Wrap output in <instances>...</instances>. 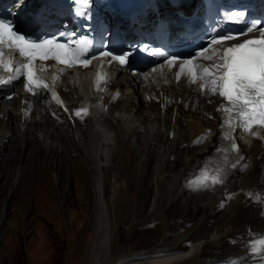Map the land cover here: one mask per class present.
Wrapping results in <instances>:
<instances>
[{
  "label": "bare ground",
  "instance_id": "6f19581e",
  "mask_svg": "<svg viewBox=\"0 0 264 264\" xmlns=\"http://www.w3.org/2000/svg\"><path fill=\"white\" fill-rule=\"evenodd\" d=\"M221 47L214 49L212 57L205 54L200 68L203 62L214 67ZM60 71L55 85L63 104L55 103L43 91L24 92L21 84L9 99L0 94V176L15 169L12 189L20 185L19 177L46 173V168L62 174L66 160L80 169L87 164V187L97 197L91 223L93 252L98 249L102 253L98 264L112 262L107 208L98 198L104 175L109 176L108 200L112 208H118L127 198L130 187L138 188L139 197L150 188L151 201L144 216L141 198L140 202H129L131 214L145 227L151 224L164 229L162 239L157 244L148 242L144 257L139 255L147 259L127 264H264L248 249L250 241L264 238V144L258 139L249 144L240 142L244 157L241 165L246 167L226 171L222 184L199 189L188 186L218 148L216 104L220 98L216 93L208 87L200 91L197 82H175L164 67L158 74L118 70L99 95L103 102L100 108L95 105L88 116L72 119L73 107L83 99L94 102L97 97L88 85V69L79 70L74 78L70 70L60 67ZM200 74L215 79V71L200 69ZM207 84L211 85L208 79ZM70 143L73 150L67 148ZM59 150L66 151L74 162ZM38 154L44 160H39ZM47 156H52L55 164ZM127 163L132 165L129 176L124 172ZM176 212L180 215L173 218ZM214 216L216 221L206 234L204 229ZM4 228L1 224L0 230ZM182 228L189 230L182 241L191 239L190 233L194 235L188 250L176 252L181 250L180 244L163 246ZM135 252L121 256L134 258Z\"/></svg>",
  "mask_w": 264,
  "mask_h": 264
},
{
  "label": "rangeland",
  "instance_id": "374dc122",
  "mask_svg": "<svg viewBox=\"0 0 264 264\" xmlns=\"http://www.w3.org/2000/svg\"><path fill=\"white\" fill-rule=\"evenodd\" d=\"M67 148L73 150L72 143L67 145ZM59 152L64 153V158L69 155L66 151L59 150ZM40 155L38 154L37 158L44 160L43 155ZM47 158L51 162L54 159L52 156H47ZM70 158L74 162L71 156ZM52 163L55 164V162ZM73 168H75L74 172ZM125 168L124 172L129 176L132 168L131 163H127ZM69 169L72 170L71 174ZM14 170L0 176V226L2 224L6 227L3 231L0 230V264H98L102 253L98 249L93 252L91 223L93 202L97 197L93 190L87 187L90 186L87 164L80 169V166H77L75 162L71 164L70 160H66L62 174H56L51 167L46 168V173L26 179L19 177L20 185L12 189ZM107 177L109 176L102 177L98 198L101 197L108 213V227L112 240L111 264H127L147 259L141 258L139 255L144 257L143 254L150 246H147L148 242L157 244L162 239L164 229L159 225L155 227L151 224L145 227L141 219L135 221L134 215L131 214L130 203L132 201L135 203L138 200L140 202V198L142 199L143 203L140 204L143 205L141 210L143 217L150 204L152 190L146 189L144 195L139 197V195L137 196L138 188L134 190L130 187L126 193V199L129 197L130 199L127 201L124 199L118 208H112L108 200ZM179 215L176 212L173 218ZM126 216L129 217L126 218ZM215 221L216 217L214 216L207 223V227L204 229L206 234ZM188 233V229L175 231L163 246L175 247L180 244L181 250L176 252H185L192 245L191 239L194 238V235L190 233L191 239L182 241ZM135 250L134 258L124 259L121 256L124 252Z\"/></svg>",
  "mask_w": 264,
  "mask_h": 264
},
{
  "label": "snow or ice",
  "instance_id": "6c2138e0",
  "mask_svg": "<svg viewBox=\"0 0 264 264\" xmlns=\"http://www.w3.org/2000/svg\"><path fill=\"white\" fill-rule=\"evenodd\" d=\"M235 15L238 18L237 22H239L243 20L245 13L238 12ZM5 29H8V31L6 32ZM254 31L260 32L259 38L245 39L243 42H236L230 47L224 48L220 56V63L217 65L216 73L214 74L216 78L205 77L211 84L208 91L214 94L218 93L225 101L217 109L218 112L222 113L224 118V123L218 127L224 130L222 139L227 141V152L233 154L234 162L230 163L226 154L223 161L225 165H230L231 168L238 166L241 168L246 167V165H241L244 157L241 155V149L231 134L233 130L239 127L246 134L252 136H258L260 131H264V26L253 22L248 27L247 32L252 33ZM36 39L39 40L38 43L32 38H26L24 34H18L11 27L10 22L6 23L5 20L0 19V42L6 41L9 45H14L18 53L27 61L26 63L22 62L13 68H9V64H14L12 58H9L8 63H4L0 59V63H4L6 69L14 72V75L10 76L8 80L0 79V84L12 83L23 77L26 79L25 89L34 91V80H40V77L34 71L37 57L41 61L52 59L57 62L70 64L79 61L84 67H87L90 63V59L87 57L81 59L83 53L90 50V42L87 40L79 41L77 48L71 49L66 47L65 44L57 43L54 39H42L39 37ZM234 39L236 37L232 35H225L220 40H210L209 44L216 45L221 44L224 40ZM69 52L73 53L70 57L68 56ZM76 52H79L80 55H75ZM100 55L112 57L122 65L127 63L126 53L113 56L112 52L101 51ZM174 60L175 58L169 59V63H173ZM185 66L188 67L189 78H191L195 66L191 60L183 61L179 65L181 72H183ZM177 79H179V74ZM106 80L107 77L105 78V82ZM44 87L48 88L49 86L44 85ZM201 88L204 89L205 85L201 84ZM52 95L55 96V93L52 92ZM65 111H67L66 108ZM74 115L79 117L81 116V112L76 111ZM260 138L264 139V137ZM220 151L221 153L225 152L224 149H220ZM216 172L219 175V179L205 180L198 187H210L222 184L226 177V169L217 168ZM249 195L252 194L250 193ZM248 249L254 256H259L261 260H264V238L250 241Z\"/></svg>",
  "mask_w": 264,
  "mask_h": 264
}]
</instances>
